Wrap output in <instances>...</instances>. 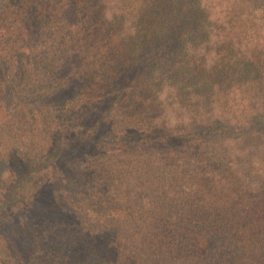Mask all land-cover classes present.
<instances>
[{
  "label": "trees",
  "instance_id": "1",
  "mask_svg": "<svg viewBox=\"0 0 264 264\" xmlns=\"http://www.w3.org/2000/svg\"><path fill=\"white\" fill-rule=\"evenodd\" d=\"M12 208L0 264H264V0H1Z\"/></svg>",
  "mask_w": 264,
  "mask_h": 264
},
{
  "label": "rangeland",
  "instance_id": "2",
  "mask_svg": "<svg viewBox=\"0 0 264 264\" xmlns=\"http://www.w3.org/2000/svg\"><path fill=\"white\" fill-rule=\"evenodd\" d=\"M1 2V0H0ZM35 180L37 181H42V177H36ZM35 185L34 182H33V186H30V189L32 188H35ZM17 212V209L15 208H12V209H7L5 211H3L1 214H0V231H3L4 228L6 227V225L8 224V221L9 219L11 218V216H13L15 213Z\"/></svg>",
  "mask_w": 264,
  "mask_h": 264
}]
</instances>
